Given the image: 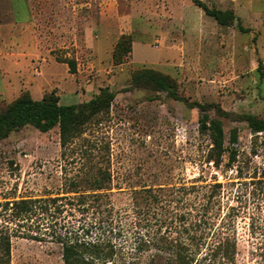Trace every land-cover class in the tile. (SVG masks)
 <instances>
[{"label":"rangeland","instance_id":"1","mask_svg":"<svg viewBox=\"0 0 264 264\" xmlns=\"http://www.w3.org/2000/svg\"><path fill=\"white\" fill-rule=\"evenodd\" d=\"M203 1L232 9L233 23H218L192 0H14L16 18L26 21L10 27L9 44L21 45L30 59L22 61L26 74L24 67L15 68L22 77L10 95L0 93L1 102L25 89L39 98L54 88L62 103L88 100L101 86L115 96L65 148L57 124L45 130L28 124L0 140V202L74 194L65 190L90 164L106 165L111 174V213L99 201H35L30 214L11 224L24 233L12 231L11 264H63L59 231L82 232L90 225L93 230L107 222L114 226L110 237L118 264H167L166 255L152 257L151 249L136 248L166 223L134 205L130 191L217 181L222 185L208 238L223 232L235 237L234 260L223 264H264V181L259 179L264 178V130L254 132L237 116L264 118V0ZM2 32L0 39H8ZM123 33L131 36V51L115 63L112 52ZM64 58L75 60L74 72ZM21 59L19 53L13 61ZM139 67L170 74L178 94L209 103L207 112L221 120L226 143L236 130L232 164L226 163L227 150L218 166L207 160L210 138L198 130L201 108L165 90L131 84V72ZM24 77L39 83L31 90L19 86Z\"/></svg>","mask_w":264,"mask_h":264},{"label":"trees","instance_id":"2","mask_svg":"<svg viewBox=\"0 0 264 264\" xmlns=\"http://www.w3.org/2000/svg\"><path fill=\"white\" fill-rule=\"evenodd\" d=\"M192 1L220 24L228 25L235 19L232 9L209 6L203 0ZM131 40V36L125 33L117 39L112 52L115 63H120L131 51ZM60 60L67 62L70 72L76 70V62L73 58ZM177 83L170 74L152 67H139L131 72L132 85L165 90L170 96L183 99L188 105L201 108L204 113L199 118L198 130L200 133H206L210 138L207 160L218 166L224 151L227 150L226 163L232 164L236 157L235 148L232 146L237 140L236 130L230 131L228 143H226L221 120L210 117L207 112L210 104L189 100L178 94ZM114 96L115 92L112 89L101 86L98 92L88 100L62 103L54 88L44 92L40 98H34L27 89L22 90L13 99L7 102L0 101V140L7 137L11 131L28 124L39 130H45L57 124L60 145L65 148L82 134L85 125L95 115L108 110ZM218 111L222 115L229 114L219 107ZM237 116L245 119L254 132L264 130V118H258L251 113H239ZM259 179L264 181V178ZM72 184V187L65 192L74 194L64 193L46 198L20 197L0 202V216H3V220L0 219V264H11V235L15 228L11 224L17 225L18 220L30 214L34 210L35 201L44 199L45 202L53 200L55 203L66 199L75 200L78 204L85 203L87 200L99 201L98 204H104L106 213L112 212L111 174L106 165L102 167L90 164L83 176L74 179ZM221 185L219 181L190 184L158 183L155 186L132 189L130 191L132 203L145 207V213L154 217L160 225L166 223L163 230L160 227L151 230L149 236L137 242L136 248L151 249L152 257L166 255L167 264L232 262L236 253L235 237L223 232L208 238L213 224L211 209L217 200V191ZM175 206L179 209L174 210ZM92 227V225L86 226L82 232L78 229L58 232L57 241L62 245L63 264H118L117 246L110 237L114 226L107 222V224L99 225L97 229L92 230ZM14 231L20 230L15 228ZM19 233H22L20 236H24L22 231Z\"/></svg>","mask_w":264,"mask_h":264},{"label":"crops","instance_id":"3","mask_svg":"<svg viewBox=\"0 0 264 264\" xmlns=\"http://www.w3.org/2000/svg\"><path fill=\"white\" fill-rule=\"evenodd\" d=\"M26 1V0H23ZM27 14V13H25ZM9 16L11 18H9ZM26 20L22 19V18H16L15 16V10H14V0H0V38H2L3 32L1 33V31L3 30V28L6 30L7 32V36L8 39H0V82H1V86H0V93L4 96H8L10 95L13 90H12V84L13 82H15V80H18L16 78L18 77H22V76H18L16 75V71L15 68L17 67H24L25 71L28 72L27 66L25 63L22 64L23 60H27L30 59L29 57H26V53L27 51H24L23 47H20L21 45H19L16 49H14L13 46H11L9 44V42L11 41L10 38V27L16 26V24H22L23 22H25ZM17 24V25H18ZM17 27V26H16ZM23 26H18V28H22ZM2 29V30H1ZM1 42H3V46H1ZM22 42V41H21ZM21 44V43H20ZM21 53L22 54V59L17 61L18 63H14V58L17 54ZM11 76H14L13 78ZM28 76V75H27ZM25 81L23 82L20 78L19 80V86H23V87H28L31 90V85H38V79L33 78V81L28 80V78L24 77ZM40 98V97H39Z\"/></svg>","mask_w":264,"mask_h":264}]
</instances>
